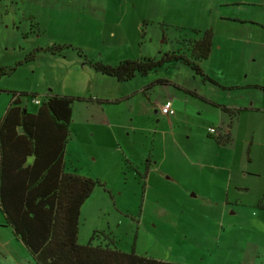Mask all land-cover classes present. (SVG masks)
Segmentation results:
<instances>
[{"label": "rangeland", "instance_id": "rangeland-1", "mask_svg": "<svg viewBox=\"0 0 264 264\" xmlns=\"http://www.w3.org/2000/svg\"><path fill=\"white\" fill-rule=\"evenodd\" d=\"M225 1L232 0H0V66L7 68L0 77V103L10 100L13 91L34 92L38 98L51 93L110 101L119 94L118 81L101 73L103 78H98L89 61L114 65L125 58L156 56L158 51L183 52L182 40L198 39L205 29L213 34V58L201 67L222 86H233L217 88L208 82L206 93L229 106L253 102L252 110L242 112L243 120H238L241 111L237 108H231L233 114H223L213 106L212 114L194 110L199 120L190 119L189 126L174 130L168 127L171 136L165 140L159 135L164 129L165 137V128L155 130L151 123L150 132L133 134L131 125L125 124L119 145L106 118L100 132L92 127L80 138H72L69 159L79 172L102 182L80 208V244H86L94 230H102L115 238L122 251L133 250L175 264H264V219L258 218L262 213L255 207L258 203L251 209L246 208L247 203L235 208L251 218L244 227L234 225L242 230L221 237L217 234L218 227L226 228L229 218L238 216L223 207L227 164L239 163L241 146L247 156L246 150L256 154L264 141V137L258 140L264 130V91L249 85L264 83V73L259 68L254 71L253 57L248 54L255 50L246 48L240 35L247 33L239 32L245 22L228 20L248 16L264 21V12H257L264 10V0H239L234 5ZM245 26L256 28L248 21ZM57 45L61 48L53 49ZM168 64L155 73L192 80V69ZM143 79L137 76L122 83L133 90ZM169 85L156 90L152 98H173L178 88ZM21 100L28 110L37 107L29 96H21ZM102 104L106 114L122 109L118 104ZM95 113L101 114V109L81 113L76 107L71 134L79 131V119H90ZM232 122L237 161L229 158L232 146L222 141L225 133L220 131L219 138L206 132L211 123L210 127L228 129ZM253 133L256 138L252 141ZM252 198L247 197L251 203ZM252 211L257 217L251 216ZM26 251L8 228H0V264H35Z\"/></svg>", "mask_w": 264, "mask_h": 264}, {"label": "trees", "instance_id": "trees-1", "mask_svg": "<svg viewBox=\"0 0 264 264\" xmlns=\"http://www.w3.org/2000/svg\"><path fill=\"white\" fill-rule=\"evenodd\" d=\"M182 46L185 47L183 52L158 51L156 56L125 58L114 65L100 60L89 61V65L98 73L125 82L157 71L165 63H179L192 69L202 80L216 84L200 66L210 59L212 31L205 29L198 39L182 40ZM60 48L57 45L53 49ZM6 69L5 66L0 67V77L6 73ZM157 83L172 84L166 79L152 82ZM174 86L181 89L178 85ZM21 96L39 101L35 113L19 106ZM11 98V104L0 121V210L5 224L26 248L32 262L175 264L138 255L133 250L122 251L115 238L102 230H94L86 244L78 242L80 208L94 187L102 182L64 168L65 148L71 135L72 107L75 103L100 104L112 101L50 93L38 98L34 92L15 91ZM216 106L225 112L234 113L231 108ZM240 110L237 109V112ZM213 128L215 132L212 137L221 138L218 129ZM19 129L22 131L19 132ZM12 133L16 140L9 143Z\"/></svg>", "mask_w": 264, "mask_h": 264}, {"label": "crops", "instance_id": "crops-1", "mask_svg": "<svg viewBox=\"0 0 264 264\" xmlns=\"http://www.w3.org/2000/svg\"><path fill=\"white\" fill-rule=\"evenodd\" d=\"M238 1L239 0H232V1H225L223 3L227 5H234V3ZM257 12L258 14H263L264 10L260 9ZM242 17L243 18L238 17L235 19H232L231 17H229L230 19L228 20H233L234 22H238V23H240V20H243L245 22V23L241 22L242 25L239 26L240 28L239 32H241L242 30L247 31V33H245L244 35H242L241 33L240 35L245 40L246 48L250 47L251 50L252 49L255 50V53L248 54V56L250 55L251 57H253V63L255 64L254 71L256 68H259L260 74H262L264 73V65H263V62H264V21L258 18H252L248 16H242ZM262 18L264 19V15H262ZM236 19H240V20H236ZM247 21L250 22L251 25H256V28L250 29L248 28V26H245ZM253 42L259 45L255 46ZM212 43H213V34H212ZM211 57L213 58V54H211ZM204 73L207 74L213 81H215L216 84L213 82L204 81L201 79L199 75H196V74H194V76L192 77V80L189 79V81H184V80L179 81V80H174L171 74H167L163 76V75L157 74V72L155 73V71L149 72L145 76H141L144 78L143 80L145 82L139 84L133 90H128L127 87L122 82H118L117 86H118L119 94L115 96V99L110 100L112 101V103H110L108 106H111V105L115 106L116 104H118V106L121 105L120 108L122 109L117 110V111L112 110L109 114H106L103 111V107H105L104 104L100 105L94 102L93 103L88 102V103H84L86 105L82 106L80 105L81 103H76V105L72 107V116H71V122H70L71 130H72L73 118H74L73 114L75 112L76 107H78V112H81V113H85L92 108H95V109L97 108V110L98 108H100L101 114L95 113V115L89 117L90 119L88 118L79 119L78 121L79 131L71 134L69 141L66 144L65 158H64L65 170L66 171H76V173L87 176L86 174L79 172L78 167L74 164V162L71 159H69L70 142L72 141V138H80V134H83L86 130L91 131L92 127L96 128L98 132L103 130L104 124L102 122L103 121L102 119L104 118H106L105 120L108 121L109 125L112 127V130H110V133L115 137L116 143H118L119 145H120L119 141L121 139V135L125 131L126 125H131L129 126V128L131 129V131H133V134L136 132H140V133H143L145 131L150 132L151 126H153L155 130L158 129V126L165 128L166 132H165L164 138H163V133H162V130L164 129L159 131L160 138L162 140L163 139L165 140L167 139V137L171 136V132L168 130V127H171L172 130H174L176 126H181V125L189 126L191 122L190 119H192V121L195 118L196 120H199L198 115L194 112V110H198L200 113L205 111L208 114H212V106H213L214 108H217L219 111H221V113L224 114L225 111L223 112V110L220 107L216 106V104L223 105L227 108L241 109L240 110L241 112L238 115V120H240V118H242L241 120H243V118H245L244 117L245 115L242 116L241 115L242 112H248L252 110L254 108L253 102H251V104L247 106L238 107L235 104H233L232 106H229V104H226L221 100L214 99L213 96H211L209 93H206L207 83L209 82L215 85L217 88H221L222 84L217 82L215 78L213 77V75L206 72L205 69H204ZM96 76L98 78H103L100 76V73L98 72ZM156 79L169 80L172 84H175L181 87V89L180 88L177 89L175 96H173V98H170V99L167 98L165 100L154 99L152 98V95L156 90H162L165 86H170L169 85L170 83H167V84L158 83L156 85L152 84V82ZM199 80H201V82ZM88 83L90 85V82ZM249 85L250 86L254 85L257 87L256 89H259V90L261 89L264 91L263 82H256V83L252 82ZM123 86H125V88ZM222 87L232 88L233 86H222ZM159 88H162V89H159ZM201 88L203 90H201ZM208 91H212V89ZM71 96H77V95H71ZM11 100L12 98H10V100L8 98H5L0 103V121L2 120V117L4 116V113L6 112L7 108L10 106ZM166 100H171L172 102V108L174 110V114H172L171 116L162 115L159 110L160 105ZM21 101L22 100L20 97L19 106L20 107L24 106L26 111H29L31 113H35L37 111L38 104H36L34 101L33 103L37 105V107L34 110H28L26 108V105H23ZM263 107H261V109H264ZM188 108H190L191 110H189ZM247 109H250V110H247ZM151 115H153V121L151 119ZM221 118H222V115H221ZM89 121H91L93 124H97L100 127L90 125ZM147 121H148V124H147ZM151 123L152 125L150 126ZM227 123L228 122H225L224 125H226ZM211 124L207 125L206 127V132L209 136H212V134L208 132V127H210ZM215 127L219 131L217 132L219 136L221 134L220 131L226 134L225 135L226 138L222 141H225L227 145L231 143L232 147H231V154L229 158L233 159L234 161H237L238 160V152H237L238 141H236L235 143L234 142L232 143L233 134H234L233 133V127H234L233 122L230 124V127L228 129H226L225 127L221 128V126L219 127L216 125ZM21 131L22 130L19 129V132ZM4 133L9 136V133L5 131ZM13 134L14 133H12V139L8 141L9 143L13 142L15 139V136ZM91 134L93 136L94 133H91ZM129 134L130 132H125V135H129ZM261 137H264V130H262V132L260 133L258 140H261ZM255 138H256L255 134L253 133L251 136L252 141ZM207 139H211V138L207 137ZM234 139H237L235 138V134H234ZM260 146H263V148H257L256 154L252 152L250 149H248V151L246 150L247 156H244L245 147L241 146L243 148L240 147L239 163L227 164L229 166L228 167L229 176L227 178L226 183H225L226 180L221 182V185L225 183L223 186L224 193H222L224 196L222 200L223 207H225L227 211L233 210L232 213L238 216L236 218H229L230 221H227L228 226L226 228H221V227L217 228L218 229L217 234H219L218 237H221L220 235H230L231 231L237 232L238 231L237 229L242 230L240 226H234L237 223L238 225H242L244 227L247 225L249 220L251 221V218L249 217L248 214L245 215L239 211L236 212L235 208H239L241 206L243 208L246 205V208L251 209L254 207L255 203H258L255 207H259L260 209L259 211L262 212L260 214L261 218L260 217L258 218L260 220L264 219V212L261 211L262 209L264 210V202H263L264 199L262 198L264 196V141H263V145L260 144ZM220 147L223 148L224 146H220ZM5 157L6 159H8V156H5ZM29 159H30L29 161H31V158ZM68 164L69 166H67ZM146 168H148V165ZM147 172L148 171L146 170V173ZM146 176H148V173ZM145 178L148 180V177H145ZM166 178L168 179L169 177H166ZM231 186H233V191H231L230 189ZM255 193L257 194L255 195ZM249 196L254 197L251 199L252 203L249 202L247 199V197ZM243 203H247V204L244 205ZM250 214L251 216L257 217L256 216L257 213H255L254 211H252ZM1 215H2V212H1ZM223 215L224 213L223 211H221L220 217L222 221H224ZM221 220H219L218 224L224 227L223 224H221L222 223ZM0 228H8L11 233V236L16 240V242H19L23 246V244L14 237V235L12 234L11 228L7 224H5L3 215L2 217H0ZM225 241L229 243L227 239ZM24 249L26 250L25 247ZM26 253L29 256V259L31 260V257L28 254V251H26Z\"/></svg>", "mask_w": 264, "mask_h": 264}, {"label": "built area", "instance_id": "built-area-1", "mask_svg": "<svg viewBox=\"0 0 264 264\" xmlns=\"http://www.w3.org/2000/svg\"><path fill=\"white\" fill-rule=\"evenodd\" d=\"M34 102L38 103V100H34ZM159 109H160V113L164 115H171L174 113V110L172 108V102L170 100H167L163 104H161ZM208 132L212 134L215 132V129L213 127H209Z\"/></svg>", "mask_w": 264, "mask_h": 264}, {"label": "flooded vegetation", "instance_id": "flooded-vegetation-1", "mask_svg": "<svg viewBox=\"0 0 264 264\" xmlns=\"http://www.w3.org/2000/svg\"><path fill=\"white\" fill-rule=\"evenodd\" d=\"M38 103H39V101H38ZM38 103H36V104H38Z\"/></svg>", "mask_w": 264, "mask_h": 264}, {"label": "water", "instance_id": "water-1", "mask_svg": "<svg viewBox=\"0 0 264 264\" xmlns=\"http://www.w3.org/2000/svg\"><path fill=\"white\" fill-rule=\"evenodd\" d=\"M30 160V159H29Z\"/></svg>", "mask_w": 264, "mask_h": 264}]
</instances>
